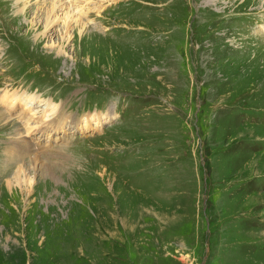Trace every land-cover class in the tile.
I'll return each mask as SVG.
<instances>
[{
	"label": "rangeland",
	"instance_id": "1",
	"mask_svg": "<svg viewBox=\"0 0 264 264\" xmlns=\"http://www.w3.org/2000/svg\"><path fill=\"white\" fill-rule=\"evenodd\" d=\"M16 1L0 89L114 117L11 158L0 111V264H264V0H90L83 34Z\"/></svg>",
	"mask_w": 264,
	"mask_h": 264
},
{
	"label": "bare ground",
	"instance_id": "2",
	"mask_svg": "<svg viewBox=\"0 0 264 264\" xmlns=\"http://www.w3.org/2000/svg\"><path fill=\"white\" fill-rule=\"evenodd\" d=\"M44 1L47 2L49 0L37 1L38 3H41L40 7H42ZM63 1L69 4V5L65 4L66 8L62 6ZM88 1L89 3L91 2L90 0H81V1L79 0H52V2L48 3L49 6H51V8L44 22V28L51 22L53 17L55 18V20H53V23H56L62 18H64V25H65V28H67V31H69L70 29H73L72 23H75L74 24L75 27L80 28V34H83L84 28H87L89 25L83 20H81V18L87 21V19H85V16L92 17L95 15L93 12H91L93 9L87 6ZM22 2H25V0L16 1L17 4H20ZM93 8H95V6ZM61 10H63L64 13H66L64 16L62 15V18H61V15L59 14ZM95 16L99 17L100 15L98 14ZM11 92L13 91H9V94H5L0 97V111L2 113V117L6 116L5 115V111H6L8 118L17 120L19 123H21L20 126H22L23 128H26L25 131L28 134H30L28 138H26V140L20 141V138H17L20 136V134H17L20 128H17L14 131L15 135L9 140V143L7 144V148L5 149V152L8 153L7 149L10 148L12 144H14V146L11 148V154H10L11 158H12L11 155L14 153L17 154V151L19 153L16 155V158L17 157L21 158V156L24 153L29 151L31 149L30 140L33 138H35V141L37 142L38 149L35 150V152L30 150V153L39 154L42 151L41 149L44 147L43 142H42L44 140V137L47 140H49L51 133L58 134L60 131H64L65 136H63L60 140L62 141V144H67L71 138L70 135L67 134V132L69 133L70 130L78 131L79 129L78 132H82L83 134L99 133V131L103 129V126L105 127L106 125H108L107 121L112 120L114 117L113 115H109V113H106L104 117L97 115L98 114L97 113V114H88V115L82 116L81 118H77L74 120L71 113L66 111L62 105L61 106H55V105L50 106L51 103L44 101V103L40 102L41 104L39 107L44 108V110H48V108L50 107H54L55 109L51 111V113H49L52 118L48 116L46 121H42L44 115L40 116L38 109H36V105H38V102L34 96L30 94L28 95L26 93H23L22 95H14V94L10 95ZM17 121L15 122L18 123ZM22 127H21V130H22ZM23 134L25 133L23 132ZM18 144L22 145L24 149H22V147H19ZM39 166L40 164H37V160H35V163H33V167L29 169L31 171H38L41 169ZM22 173H23L24 179L20 180L19 176ZM13 180L14 181L19 180L18 188H20L21 186L22 187L28 186L32 188L33 185L35 184V179L29 177L28 174H25L24 169L22 170L20 169V171L15 174Z\"/></svg>",
	"mask_w": 264,
	"mask_h": 264
}]
</instances>
